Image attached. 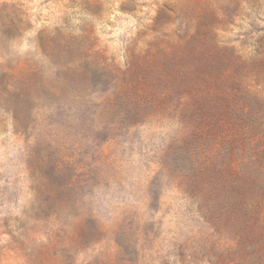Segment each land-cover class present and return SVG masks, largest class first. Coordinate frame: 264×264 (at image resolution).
<instances>
[{
    "label": "rangeland",
    "instance_id": "rangeland-1",
    "mask_svg": "<svg viewBox=\"0 0 264 264\" xmlns=\"http://www.w3.org/2000/svg\"><path fill=\"white\" fill-rule=\"evenodd\" d=\"M0 264H264V0H0Z\"/></svg>",
    "mask_w": 264,
    "mask_h": 264
}]
</instances>
